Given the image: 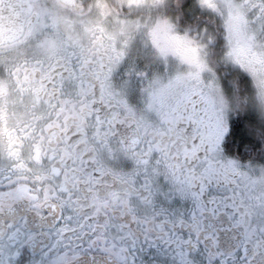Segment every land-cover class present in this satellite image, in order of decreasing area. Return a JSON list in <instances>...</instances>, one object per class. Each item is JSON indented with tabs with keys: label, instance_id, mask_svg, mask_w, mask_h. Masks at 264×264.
I'll return each instance as SVG.
<instances>
[{
	"label": "snow or ice",
	"instance_id": "1",
	"mask_svg": "<svg viewBox=\"0 0 264 264\" xmlns=\"http://www.w3.org/2000/svg\"><path fill=\"white\" fill-rule=\"evenodd\" d=\"M0 264H264V0H0Z\"/></svg>",
	"mask_w": 264,
	"mask_h": 264
}]
</instances>
